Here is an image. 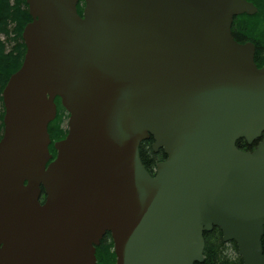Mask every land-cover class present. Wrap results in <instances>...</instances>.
<instances>
[{"label":"water","instance_id":"obj_1","mask_svg":"<svg viewBox=\"0 0 264 264\" xmlns=\"http://www.w3.org/2000/svg\"><path fill=\"white\" fill-rule=\"evenodd\" d=\"M80 1L27 0L3 90L0 264H97L107 234L116 264H203L214 228L264 264V66L232 33L257 7L85 0L81 16ZM58 98L70 118L53 159ZM151 138L167 155L154 176Z\"/></svg>","mask_w":264,"mask_h":264},{"label":"trees","instance_id":"obj_2","mask_svg":"<svg viewBox=\"0 0 264 264\" xmlns=\"http://www.w3.org/2000/svg\"><path fill=\"white\" fill-rule=\"evenodd\" d=\"M252 1L258 9V13L253 16L240 15L233 22V37L238 43L253 42L257 47L255 55L256 62L262 66L264 64V0ZM84 0L78 6L82 15L84 10ZM32 18L28 11L27 0H0V142L4 133L3 90L9 83L11 76L18 72L25 59L27 47L23 41V30L31 23ZM59 106V98L56 100ZM61 104V103H60ZM57 119L49 124V135L52 139L50 146L51 153L55 158L57 152L54 148L56 142H60L67 137L68 129L64 128V123L69 115L60 105ZM153 138L141 143L140 156L143 165L154 176L157 164L164 162L167 155L163 150L154 152ZM237 146L242 151H252L257 147V142L253 147H249L247 142L241 140ZM205 234V250L203 264H243L242 256L239 254L237 244L234 242H224L223 233L219 228H214L210 233ZM100 246L96 249L97 264H116V255L113 250L114 241L111 234L105 235ZM264 254V236L262 239Z\"/></svg>","mask_w":264,"mask_h":264},{"label":"rangeland","instance_id":"obj_3","mask_svg":"<svg viewBox=\"0 0 264 264\" xmlns=\"http://www.w3.org/2000/svg\"><path fill=\"white\" fill-rule=\"evenodd\" d=\"M0 111H1V108H0ZM64 125H65L64 128H65V129H68L67 122H65Z\"/></svg>","mask_w":264,"mask_h":264},{"label":"flooded vegetation","instance_id":"obj_4","mask_svg":"<svg viewBox=\"0 0 264 264\" xmlns=\"http://www.w3.org/2000/svg\"><path fill=\"white\" fill-rule=\"evenodd\" d=\"M255 47H256V45H255ZM256 52H257V47H256ZM60 103H61V102H60ZM60 103H59V106H58V111H60V110H59V109H60V105H61ZM67 115H68V114H67ZM65 122H66V121H65Z\"/></svg>","mask_w":264,"mask_h":264}]
</instances>
